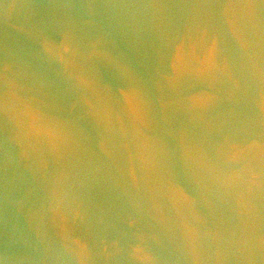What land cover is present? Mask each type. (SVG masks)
Here are the masks:
<instances>
[{
  "label": "water",
  "instance_id": "obj_1",
  "mask_svg": "<svg viewBox=\"0 0 264 264\" xmlns=\"http://www.w3.org/2000/svg\"><path fill=\"white\" fill-rule=\"evenodd\" d=\"M0 264H264V0H0Z\"/></svg>",
  "mask_w": 264,
  "mask_h": 264
}]
</instances>
